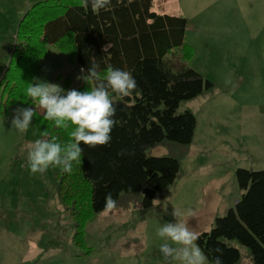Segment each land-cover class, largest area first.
Masks as SVG:
<instances>
[{
  "label": "rangeland",
  "instance_id": "obj_1",
  "mask_svg": "<svg viewBox=\"0 0 264 264\" xmlns=\"http://www.w3.org/2000/svg\"><path fill=\"white\" fill-rule=\"evenodd\" d=\"M37 1L0 0V76L10 43L19 44V20ZM154 10L186 20L184 42L193 54L185 63L213 84L177 108L196 118L193 139L179 158L180 176L149 208L133 202L94 214L85 225L84 244H76L59 191L60 168L30 172L26 149L39 134L33 118L23 133L11 127L19 105L5 104L0 86V264H180L159 251L166 241L157 230L175 223L173 210L195 233L209 230L241 194L236 169H264V0H154ZM176 53L170 57L179 64ZM39 65V80L65 90L85 83L77 79L80 69L54 45H46ZM167 153L162 146L151 151ZM227 242L239 249L240 263L249 264L246 247L235 239Z\"/></svg>",
  "mask_w": 264,
  "mask_h": 264
},
{
  "label": "trees",
  "instance_id": "obj_2",
  "mask_svg": "<svg viewBox=\"0 0 264 264\" xmlns=\"http://www.w3.org/2000/svg\"><path fill=\"white\" fill-rule=\"evenodd\" d=\"M185 26L184 18L155 11L154 0H111L96 12L83 7L82 0H39L19 20V44L10 43L0 76L5 104H31L26 88L39 72L47 44L59 48L77 68L87 69L94 57L101 70L112 65L131 72L137 82L130 95L112 96L116 124L111 141L95 147L81 144L84 152L72 171L59 169L61 200L71 215L76 244H84V228L94 214L133 202L149 208L166 197L180 176L179 158L193 139L196 118L188 110L177 113V108L213 86L185 63L193 54L184 42ZM105 46L107 51H101ZM174 49L180 52L179 64L171 60ZM90 87L85 81L76 89ZM33 123L40 139L45 132L61 144L69 139L71 128H57L43 112L35 110ZM157 146L168 153L152 155ZM121 150L124 155H118ZM235 174L239 198L215 217L209 230L197 233L196 243L209 260L218 254L209 249L220 248L223 264H241L239 249L227 242L235 239L246 247L249 264H264V169L237 168ZM108 193L116 201L113 208L106 207Z\"/></svg>",
  "mask_w": 264,
  "mask_h": 264
},
{
  "label": "clouds",
  "instance_id": "obj_3",
  "mask_svg": "<svg viewBox=\"0 0 264 264\" xmlns=\"http://www.w3.org/2000/svg\"><path fill=\"white\" fill-rule=\"evenodd\" d=\"M110 5L111 0H82V6H90L93 12ZM101 51H107V47H103ZM79 71L77 79L91 82V87L87 90H65L58 84L37 78H33L37 83H28L26 95L38 102L45 119L52 121L57 128H71L69 139L63 144L57 142L55 136L49 139L46 132L42 134L43 138L28 144L26 163L32 174L43 175L49 167H58L63 172L70 173L72 163L79 161L84 152L81 144L88 147L107 145L116 124L113 119L116 115L113 94L126 97L137 88L131 72L112 65L101 70L94 57L87 69L81 67ZM34 115L33 107L25 105L14 108L11 127L21 133L27 131ZM124 154L123 150L118 153ZM105 202L108 208L116 206L111 193L105 196ZM172 215L175 223L165 222L157 230V235L166 241L159 248L165 260H176L180 264H223L220 248L209 249L210 252L218 253L209 260L208 255L196 243L199 235L178 221V210L174 209Z\"/></svg>",
  "mask_w": 264,
  "mask_h": 264
},
{
  "label": "built area",
  "instance_id": "obj_4",
  "mask_svg": "<svg viewBox=\"0 0 264 264\" xmlns=\"http://www.w3.org/2000/svg\"><path fill=\"white\" fill-rule=\"evenodd\" d=\"M80 69V68H79Z\"/></svg>",
  "mask_w": 264,
  "mask_h": 264
}]
</instances>
